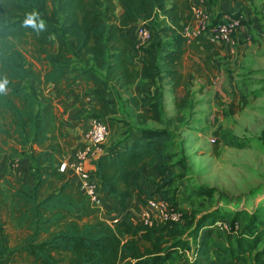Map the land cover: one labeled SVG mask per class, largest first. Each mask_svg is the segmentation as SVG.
<instances>
[{
  "label": "trees",
  "instance_id": "trees-1",
  "mask_svg": "<svg viewBox=\"0 0 264 264\" xmlns=\"http://www.w3.org/2000/svg\"><path fill=\"white\" fill-rule=\"evenodd\" d=\"M117 1L123 9L118 23L114 0H0V155L14 158L37 147L30 151L35 182L4 180V187L0 186V263L9 264L16 254L23 264H179L176 254L185 249L179 245L191 247L182 240L185 230L178 223L160 217L148 222L141 218L135 224L122 219L107 222L90 197L58 170L71 144L66 122L58 118L50 98L23 85L30 78L52 84L62 94L80 80L97 98L90 110L95 119L115 113L112 98L116 90H129L141 74L154 82L159 48L139 50L126 29L141 15L149 17L159 11L171 22L164 35L172 38L174 49L166 51L161 61L179 118L190 99L189 86L201 72L188 53H202L208 59L218 49L200 37L191 41L183 37L184 29L194 23L190 0ZM30 46L32 53L27 50ZM27 54H34L43 64L41 75L25 65ZM38 97L41 109L37 108ZM143 100L132 93L128 100L138 122L153 121L162 127L141 129L139 137L120 148L130 135L123 134L127 138L112 147L103 144L102 152L89 162L92 176L100 181L102 197L120 205L134 194L139 200L148 196L138 181L148 167L154 168L163 183L170 181L167 161L175 134L163 125L160 93L151 96L147 105ZM47 151V158L40 157ZM4 221L26 232L13 249L4 243ZM204 222L212 224L213 220L200 219L197 230ZM259 239L250 241L245 236L227 246L210 226L191 248L196 257L188 264H243L244 246L255 251ZM262 254L260 250L257 256Z\"/></svg>",
  "mask_w": 264,
  "mask_h": 264
},
{
  "label": "rangeland",
  "instance_id": "rangeland-1",
  "mask_svg": "<svg viewBox=\"0 0 264 264\" xmlns=\"http://www.w3.org/2000/svg\"><path fill=\"white\" fill-rule=\"evenodd\" d=\"M114 4V16L118 23V20L123 17V9L117 0H114ZM159 14L161 13L156 11L149 17L145 14L141 15L139 20L131 25V31H126V33L135 38V29L145 28L150 37L139 47V50L155 46L160 51L154 82L148 80L146 86L149 85L153 88L150 93L153 98L160 93L163 125L175 134L169 145L171 157L167 161L171 171L170 181L163 183L162 177L148 175L150 180L148 181L149 191L146 189L147 197L142 195V199L139 200L137 194H134L125 200L124 205L102 197L101 204L96 205L107 222L122 219L135 224L141 218L156 219L160 217L163 220L171 221V218L175 217V222L185 230L182 240L188 241L191 246L188 249L195 247L201 232L210 226L214 229V235L222 237L227 246L235 245L241 237L247 236L251 241L252 237L259 236L257 249L250 251L245 245V249H243L245 252L241 257L243 256L246 260L243 264H264V254L257 256L260 250L264 252V73L248 75L244 79L246 88L242 86L234 92L229 103H227L228 100L217 99L214 106H209L206 102L203 109H199L201 96L198 95L202 89L198 90V82L192 81L189 86L188 105L180 111V117L177 118L174 106H170V103L167 102L170 81L164 72L161 61L162 53L173 46L172 38L164 35L165 25ZM27 50L32 53L33 49L30 46L27 47ZM22 52H25L24 49ZM26 58L25 65L27 67L31 66L32 70L40 75L44 72L43 64L35 58L34 54H27ZM23 85L36 94L46 90V85L30 78L25 79ZM79 85H81V89ZM256 86L260 89H255ZM147 88L141 87L138 89L139 93L147 95L149 93ZM70 89V91L64 92L69 94L70 99H64V93L53 94L56 99L50 98L52 104L57 106V110L66 112L73 108L75 100L74 94H71L73 91L82 95V100L90 97L95 98V102L87 103V106L92 104L90 105V110H92L91 107L97 103V98L89 93V88L81 83L75 90L74 85ZM120 92L115 91L112 98V110L115 113H109L106 117H102L108 126L104 147H112L122 142L127 138V136L123 138V134H133L134 131L144 128L162 127L161 124L153 121L145 125L140 124L135 108L128 101L131 92H133L132 88L131 92L130 88L129 90L122 89ZM150 102L151 100L147 104ZM42 107L43 104L38 97L37 108L41 109ZM74 118L79 121L78 119L82 117L75 114ZM95 118H97L96 115L90 111L89 120ZM64 122L67 125L65 128L70 130L69 121ZM72 140L71 135V142ZM228 141L241 145H228ZM66 151H68V147ZM28 153L30 158V151ZM3 154L5 153H2L0 157ZM46 154L41 153L40 157L47 158ZM19 157L21 155L12 159L16 161ZM31 164V172L34 176L35 166H33L32 160ZM56 165L54 163V167ZM83 171L87 172L88 170L83 167ZM79 174H77L80 179H78V184L81 186L82 180ZM156 174L158 175L157 172ZM33 180L35 182L34 177ZM3 182H0L2 187H4ZM159 202H163L164 207L158 206ZM108 204H116L115 206L121 209L128 207L133 215L129 214V211L115 214L113 209H108ZM1 216H5L4 211H1ZM204 217H208V221L213 220L212 224L204 222L202 228L197 230L199 220ZM4 227V243L13 249L19 245L22 238H25L26 232L5 221ZM196 235L198 239L195 238ZM179 248L185 249L178 250L176 263L188 264L190 260H193L195 254L193 249L188 250L187 246L181 247L180 245ZM9 252L11 253V251ZM11 257L9 264H23V260L18 255H11ZM0 264L5 263L2 261Z\"/></svg>",
  "mask_w": 264,
  "mask_h": 264
},
{
  "label": "crops",
  "instance_id": "crops-1",
  "mask_svg": "<svg viewBox=\"0 0 264 264\" xmlns=\"http://www.w3.org/2000/svg\"><path fill=\"white\" fill-rule=\"evenodd\" d=\"M190 3L191 6L194 5L195 7L203 10L209 16V21L211 24L221 23L233 17L241 16L242 18L240 27L232 34L228 41L213 43V48L216 50L218 49V53L216 55L206 59L205 54H192L191 52L188 53V56L191 57L192 61L198 63L201 67L200 74H195V77L192 80L194 83L198 82V90L202 89V91L198 93V95L201 96L199 100V104L201 106L199 109H203L206 102L209 106H214L215 100L217 101V99L222 101L228 100L227 103H229L231 95L234 92L242 88V86H245L246 88L244 79L248 75H252L254 73H264V0H190ZM159 17L162 18L165 27L171 25V22L168 18L164 17L162 14H159ZM131 28L132 26H129L126 31L130 32ZM200 39L207 40L204 37H200ZM171 44H173V42H171ZM173 49L174 45L168 48V51ZM165 53L166 52L162 53V57ZM137 60L138 58L135 59V61ZM147 81L148 78L141 74L138 81L130 87V92L131 88L133 91L131 92L132 95H140L142 98H144V105H146L151 100L150 93L153 91V88L149 87V85L146 86ZM78 84H81L80 80L76 81L74 84V90L77 88ZM80 86L81 85H79V88ZM141 87H148L147 90L149 93L147 95L139 93L138 89ZM257 87L258 86H256L255 89H260ZM170 88L167 102L170 103V106H173ZM121 90L122 89L116 91L121 93ZM74 92L75 91H73V93L71 92V94H74L75 99L72 109L62 112L61 110H57L56 105H53L58 118L62 122L69 121V131L71 132L73 140L68 146L66 155L61 159V162L65 161L68 164L74 162V154L77 150L81 149L86 142V131L90 122V105H92L90 104L87 106V103H90L91 101L95 102V98L93 97L82 100V95ZM42 93L48 98L56 99V97L53 96V94L56 95V88L52 84L46 85V90ZM68 95V93H64V99L69 98ZM75 114H78L82 118L78 119L79 121H77L74 118ZM150 122L151 121H147V123ZM140 135V130L134 131L133 134L129 135L120 148H123L124 145L130 143L133 139L139 137ZM31 149L37 150V147L32 146L28 148L25 153L13 163L12 157L7 153L0 157V182L8 180L20 181L27 184L34 183L31 172L32 164L28 153L31 151ZM44 153H47V157L50 154V151ZM87 162L89 163V161H84L81 164L84 168H87V172L92 174L94 169L90 163L86 164ZM65 174L69 178L70 182L74 183L80 188V185L78 184L79 178L75 172L66 171ZM148 175L158 177L154 168L148 167L142 172L138 181L149 191L148 181L150 180V176ZM94 178L96 180L98 179L96 176H94ZM109 205L114 206L111 207ZM115 205L116 204H108V209H113L115 214H122L125 211H129V214H132L130 213V208L127 207V204L126 209H121ZM105 206H107V203H105Z\"/></svg>",
  "mask_w": 264,
  "mask_h": 264
},
{
  "label": "built area",
  "instance_id": "built-area-1",
  "mask_svg": "<svg viewBox=\"0 0 264 264\" xmlns=\"http://www.w3.org/2000/svg\"><path fill=\"white\" fill-rule=\"evenodd\" d=\"M192 13L194 17V23L187 26L184 29L183 37L187 41L193 39L204 37L212 43H221L228 41L232 34L241 25V16L230 18L224 22L211 24L209 21V16L200 8L192 6ZM129 36V35H128ZM133 36V35H132ZM130 36L131 39L137 44L139 48L146 42L150 34L143 28L138 27L135 29V38ZM108 135V126L102 119H91L86 131V142L84 146L77 150L74 154V162L68 164L63 161L58 165V170L60 172L66 173V171L75 172L79 174L82 180L80 189L82 192L87 194L91 201L95 204H101L102 194L100 191V181L95 179L89 172L83 171L82 162L91 161L102 152L103 144ZM14 161H12L13 163ZM152 206V205H151ZM158 206L164 207L163 202H159ZM148 222V218H145ZM167 221V220H166ZM172 222L176 221L175 217L171 218ZM196 254H194L193 259H195Z\"/></svg>",
  "mask_w": 264,
  "mask_h": 264
},
{
  "label": "clouds",
  "instance_id": "clouds-1",
  "mask_svg": "<svg viewBox=\"0 0 264 264\" xmlns=\"http://www.w3.org/2000/svg\"><path fill=\"white\" fill-rule=\"evenodd\" d=\"M90 162V161H89ZM81 190V189H80ZM84 193V192H83ZM118 220V219H117ZM114 221H116V220H114ZM196 254V253H195ZM194 260V259H193ZM191 261V260H190Z\"/></svg>",
  "mask_w": 264,
  "mask_h": 264
}]
</instances>
